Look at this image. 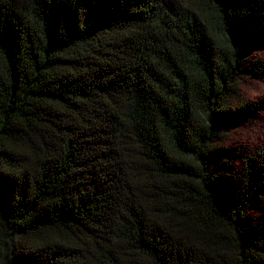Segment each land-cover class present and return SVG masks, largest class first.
Instances as JSON below:
<instances>
[{
    "label": "trees",
    "instance_id": "1",
    "mask_svg": "<svg viewBox=\"0 0 264 264\" xmlns=\"http://www.w3.org/2000/svg\"><path fill=\"white\" fill-rule=\"evenodd\" d=\"M264 0H0V264H264Z\"/></svg>",
    "mask_w": 264,
    "mask_h": 264
},
{
    "label": "rangeland",
    "instance_id": "2",
    "mask_svg": "<svg viewBox=\"0 0 264 264\" xmlns=\"http://www.w3.org/2000/svg\"><path fill=\"white\" fill-rule=\"evenodd\" d=\"M264 60V48L252 49L248 53L249 60ZM239 92L244 100L259 102L264 100V79L244 78L240 80ZM227 134L226 143L238 145L244 144L249 148L260 147L264 144V110L260 117L249 124H236L229 129H225Z\"/></svg>",
    "mask_w": 264,
    "mask_h": 264
}]
</instances>
